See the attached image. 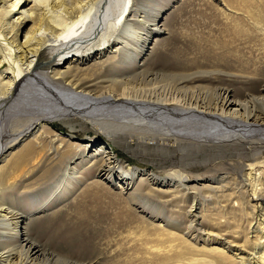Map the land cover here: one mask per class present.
I'll use <instances>...</instances> for the list:
<instances>
[{
  "label": "bare ground",
  "instance_id": "bare-ground-1",
  "mask_svg": "<svg viewBox=\"0 0 264 264\" xmlns=\"http://www.w3.org/2000/svg\"><path fill=\"white\" fill-rule=\"evenodd\" d=\"M136 1L0 0V264H43L45 260L38 255L36 244L27 237L26 219L2 202L1 184L10 186L14 183L10 179L16 178L25 166L48 154L59 156L60 164L79 154L87 158L89 165L98 171L99 178L106 181H110L109 174L116 167L122 169L118 156L109 151L108 146L96 145L94 140L78 143L68 135L57 133L52 126L72 117L96 122L99 119L93 115L100 112L109 118L103 126V116L98 115L101 118L95 126L101 129L105 127L113 133H129L131 129L142 140L149 137L153 146H160V142L166 140L189 144L205 150L201 153L207 156L228 163L217 169L218 176L235 174L233 180L219 185L220 189L233 188L223 197L231 208L221 210V218L230 214L235 226L246 216L252 218L244 220L243 247L235 243L233 237L227 239L226 233L214 235L225 236L223 241L221 238L216 241L222 246H199L193 242L195 237L186 238L181 232L162 227H155L158 229L156 239L150 240L147 229L141 231L143 227L138 226L139 231L134 237L120 240L128 243L127 247L122 248L124 243L119 241L115 263L264 264V206L262 201L245 195L251 188L254 196L258 186L264 184L259 179L264 172V0H209L210 6L219 11L223 19L216 21L215 25L220 35L216 39L211 35V39L207 37L214 46L204 52L210 67L215 71L229 67L230 58L226 55L237 51L239 45L250 49L246 60L258 62L255 70L244 68L242 73L246 74H239L241 79H247V83L239 84L247 90L239 92L235 86L240 78L230 77L232 83L214 87L216 94L208 100L206 96L193 98L188 90H181L184 86H187L185 90L198 87L194 84L204 81L205 73L210 72L205 66L202 70L195 60L194 64V58L183 63L181 57L184 56L180 57V51H177V54L170 53L167 68L155 69L154 63L148 62L159 53L157 50L154 53V46L164 32H161L165 25L164 14L158 9L153 28L142 32L146 29L148 12L134 4ZM132 15L140 17L139 20H131ZM121 24H126L123 32L119 30ZM152 35L156 40L149 48L148 44L154 40ZM249 39L257 42L258 53L250 48L253 45ZM134 54L143 61L134 71L140 80L136 84L138 87L131 89L126 85L121 88L115 85L122 70L120 65L127 60L135 62ZM113 76V84H109V77ZM158 77L169 81L159 85ZM214 77L222 79L219 75ZM176 85H181V89L177 90ZM199 149L195 150L196 153ZM230 152L235 153L229 157ZM122 170L115 184H125L126 188L140 175L148 174L137 167ZM65 172L64 189L66 185L74 184L70 181L72 174L68 169ZM170 174L178 179L182 177L177 172ZM149 179L154 185L169 186L173 196L180 194L184 197L189 190L178 180L170 183L173 178L166 181L152 174ZM181 185L185 188L180 189ZM102 187L100 180L88 182L82 196H102L105 192ZM251 201L255 202L249 205ZM245 204L251 210L245 209ZM189 206L190 213L196 211L197 203L193 201ZM82 209L85 213L88 211L86 207H76L79 213ZM120 217L125 219L126 214ZM249 241L252 247L246 250Z\"/></svg>",
  "mask_w": 264,
  "mask_h": 264
},
{
  "label": "rangeland",
  "instance_id": "rangeland-1",
  "mask_svg": "<svg viewBox=\"0 0 264 264\" xmlns=\"http://www.w3.org/2000/svg\"><path fill=\"white\" fill-rule=\"evenodd\" d=\"M134 4L142 7V9L146 8L145 10L148 12L146 15V18L148 17L145 26L146 29L142 32H146L148 29L153 28L154 25L152 22L158 13V9H161L162 14H164L163 22H165V25L164 30H161V32H164L160 37V41L157 43L155 42L156 45L154 46V53L156 50L159 53H155L154 59L150 58V61H148L154 63L155 66L153 67H155V69L167 68L166 63L171 59L170 53L180 51L177 53L180 57L184 56L181 57L184 60H181L183 63L189 62L192 57L194 58L192 59L193 63L195 60V63H197L196 65L203 67L202 70H204L205 66V69L207 68L206 71H210H208L209 74L212 70L214 72L210 75L205 73V80L194 84L195 86L198 85L199 88L195 87L191 90H185L184 87L187 86L182 87V84V86L176 85L177 90H180L182 87L181 90H188L187 92H189V94L194 95L193 98L200 97L202 99L206 96L205 98L208 100L211 99L213 94H216L215 88L217 86L220 87V85L226 82L232 83L230 81L232 79H228L230 77L236 79L240 78V82L238 81L239 83H236L237 85L235 84V88L238 89L239 92L243 93L247 90L245 87L242 88V86L239 85L247 83V79L245 77L241 79L242 76L239 74H246L244 72L242 73L244 68L245 70L248 68L249 70H255V66H257L256 63L258 62L254 59L246 60L248 59L246 56H249L247 54V50H250L249 48L245 49L242 47L243 45H239L238 47L240 48H236L237 51H231L233 54L230 53L226 55L230 58L229 67L226 66L218 71H215L213 69L214 67H210V63L207 62L208 58L204 52L212 50L211 47H214L210 45L207 37L216 39L218 34L220 35V32L216 31L217 28L215 25L216 21L223 20L220 18L219 11L216 9L214 10V7L212 8L210 6L209 0H137ZM140 9L141 8H138V10ZM135 17L136 16L132 15L130 19L139 20L140 18L136 17L135 19ZM141 18H143V16ZM125 25L126 24H121L119 30L123 32L126 27ZM202 34H204V37ZM199 35L200 37L202 35V39ZM152 36L154 40H151V43L148 44L149 48L156 40V36ZM198 38L201 40L197 41L199 40ZM244 39L248 41V38ZM249 41L251 42L250 45H253L250 48L258 53V47H256L258 46L256 45L257 42H254L252 39H249ZM203 44L205 45L202 46ZM158 45L160 46L159 49ZM237 53L238 55L241 54V57L238 56ZM135 56L134 54L133 57L136 60L135 62L131 63L129 62L130 60H127L121 63L120 66L122 70L119 71V77H116L118 81L115 85H119L121 88L126 85L128 87L131 86V89H133V86L134 88L138 87L136 84L140 80L135 75L134 71L143 61L141 58ZM188 56H190V58ZM202 56H204V59ZM196 57L197 60L195 59ZM238 60L239 62H237ZM253 62H255V65ZM240 64H242V66ZM235 68L238 69V71H235ZM220 70H224L225 72L223 73ZM217 75L222 79L218 78L216 80L214 76ZM161 78L162 77H158L157 80L160 81L159 85H163L164 82L169 81V79L166 81L161 80ZM113 79L114 76L113 78L109 77L110 81L108 83L113 84ZM99 114L105 119L99 117ZM93 116L99 120H96V122H94V120L86 122L81 118L72 117L66 121L55 123L52 126L56 129L57 133H61L64 136L68 135V137L74 138L78 143L79 141L83 143V141L89 140H94L96 145L103 143L106 147L108 146L109 151L118 156L122 169L137 167L143 171H148V174L146 176L140 175L142 177L139 176L131 182L128 188H126L125 184H115V180L119 178L120 174L124 171L120 167H116L109 174V176L112 177L110 181H106L102 177L99 178L96 168L91 167L89 165L90 161H88L87 158L81 157L79 154L71 160L70 158L65 159L61 164L59 163V156L48 154L46 156L42 155L37 162L25 166L26 168L24 167L23 171L16 177L17 179H10V182H14L10 184V186L5 183L1 184L2 202L10 207L13 212H20L22 219H26L27 237L36 244L39 251L38 255L45 259L43 264H81L87 262L91 264H114L116 262L115 256L116 251H118L119 241L125 239L124 237H134L137 234L136 232L139 231V229H137L138 226L143 227L141 231H143L144 228L147 229L148 239L150 240L156 239V230L158 229H155V227H162L164 229L181 232L186 238L195 237L193 242H196L199 246L205 245L208 247L211 244L222 246V244H218L216 241L217 238H221L223 241L225 236L217 237V235H214H224V233H226L228 236L227 239L231 240L233 237L235 243L243 247L245 241L243 230L246 228V222H244V220L252 219L251 216H246V218L240 220L237 226H235L229 218L230 214L221 218L223 212L220 211L226 208L230 210L231 208L223 197L231 193L233 188L226 190L220 189L219 185H221L220 183L224 184L226 180H233L235 174L223 173L218 176L219 171H217V169L219 167H225L228 163L218 161L220 159H216L217 157L207 156L201 153L205 150L202 151L189 144L166 140V142H160V146H153L150 144L151 141L149 137H146L148 139L142 140L135 131H132L134 132L132 133L131 129L129 133H113L110 129H105V127L101 129L95 126V124L98 123L101 118V122L103 121L102 123L104 126L107 124H104L106 118V122L109 121V118L107 116L105 117L101 112ZM188 147L190 148V154L188 153ZM191 148L194 153L191 152ZM89 149H87V152ZM198 149L199 152L196 153ZM87 152L86 155L88 154ZM241 152L242 151L239 149V154ZM230 153L231 154L228 155L229 157L235 152ZM74 166L75 168L73 171ZM66 169L72 174L70 175V181L74 184L73 186L71 184L66 185V189H64L62 185L64 183L63 178L66 174ZM176 172L182 177L179 175L181 178L178 179V177H174L170 174ZM152 174L166 181L173 178L170 183L177 180L183 182L186 188L189 187L187 195L184 197L180 194L173 196L174 192H172V189L170 190V188H168L169 186L161 187L152 184V181L149 179ZM262 174H264V172H262ZM262 174L261 176L259 175V179L263 182L264 175ZM97 180H100L104 186L102 187L105 190L103 195L92 198L90 196H82L85 185L88 182H96ZM230 184L232 185L233 181L230 182ZM258 187L256 191L257 194L254 196L251 195L253 191L251 188L248 189L249 192H246L247 194L245 195H247L249 199L254 197V200L258 199L262 201L264 206V184L262 183V185ZM149 188L152 190L149 191ZM179 188L183 189L185 187L181 185ZM67 189L69 191H67ZM193 201L197 203V209L196 211L194 209V211L190 213L189 205H191ZM216 201L221 204V207L224 206L225 208H220ZM253 202L255 201H251L249 205L253 204ZM77 206L86 207L89 212L87 211L85 213L82 209L83 213H79L76 211ZM247 206L248 205L245 204V209L251 210V207ZM123 213L126 214L125 219L120 217ZM252 235L253 233L250 234V236ZM249 238L252 239L251 237ZM120 242V244L124 243L123 241ZM126 245L128 246V243H124L122 248L127 247ZM247 246L246 250L252 247L250 241Z\"/></svg>",
  "mask_w": 264,
  "mask_h": 264
}]
</instances>
